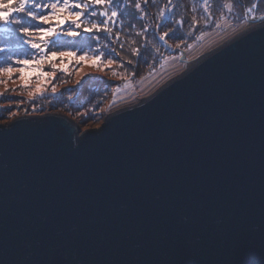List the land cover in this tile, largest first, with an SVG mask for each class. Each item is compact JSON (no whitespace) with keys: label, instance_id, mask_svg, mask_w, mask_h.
Returning <instances> with one entry per match:
<instances>
[{"label":"water","instance_id":"obj_1","mask_svg":"<svg viewBox=\"0 0 264 264\" xmlns=\"http://www.w3.org/2000/svg\"><path fill=\"white\" fill-rule=\"evenodd\" d=\"M248 19L98 126L0 122V264H264V12Z\"/></svg>","mask_w":264,"mask_h":264},{"label":"trees","instance_id":"obj_2","mask_svg":"<svg viewBox=\"0 0 264 264\" xmlns=\"http://www.w3.org/2000/svg\"><path fill=\"white\" fill-rule=\"evenodd\" d=\"M2 2L6 3V0ZM76 2L86 5L82 9L73 10L84 13L81 17V29H74L81 34L75 38L61 35L53 42L55 48L89 50L104 57L121 58L120 61L129 66L128 72L137 77L155 67L163 54L170 52V48L180 50L181 45L185 46L203 30L211 28L219 14H226L234 21H241L264 12V0H110L118 12L119 19L118 22H111L106 20V15H101L104 11L107 14L106 2L101 5L94 4L92 0ZM19 15L25 27L29 17L21 12ZM12 21L6 29H0V47L5 49L0 52L2 66L16 58L35 53V50L24 42L28 37L19 32L22 25ZM93 24H99L102 30H94L92 33L83 31L84 27H92ZM165 33L170 34L165 36L168 47L160 39ZM103 81L108 83L107 87L115 83L112 79H96L91 81V87L86 86L91 106H94V102L99 101L105 92L94 88L95 85H102ZM82 94L80 92L74 100L66 102H61V97L57 96V102L54 101L52 106L64 107L61 108L63 110L76 108L78 103L83 102L80 99Z\"/></svg>","mask_w":264,"mask_h":264},{"label":"rangeland","instance_id":"obj_3","mask_svg":"<svg viewBox=\"0 0 264 264\" xmlns=\"http://www.w3.org/2000/svg\"><path fill=\"white\" fill-rule=\"evenodd\" d=\"M36 2L41 4L47 2L51 4L53 0H34V3ZM60 2H62V0H60ZM104 2H106V20L118 22V12L115 7L111 5L110 0H104ZM0 3L4 2L0 0ZM6 3H10L13 8L19 7V0H6ZM138 5L139 4H137V6ZM26 10H32L36 11L38 14H42L50 11V8L35 9L32 4H29L26 5ZM0 11H3V9H0ZM113 11L117 12V16L114 18L111 16ZM16 19L21 20V25L24 26L19 12H13L9 16L8 22L0 21V29H6L8 23ZM208 22L209 21L207 20L206 23L208 24ZM249 22L252 21H250L248 17L241 21H234L230 16L221 13L217 16L216 21L211 24V28L203 30L194 38V40L189 41L185 46L181 45L180 50L174 49V46L173 49L170 48V52L163 54L159 63L155 67L138 77L133 72V74L128 72L127 68L129 66L122 63L120 61L121 58H108L100 55L98 52L96 53L89 50L74 51L77 53L76 59H78L80 55H83L84 52H87L88 60L82 63L73 62L68 65V59L61 60L56 58L54 62L58 68L53 69L49 61H44L42 68L47 74V80H45L44 77L36 79L33 71L30 69L25 70L24 77L20 75V66L17 65L15 61L24 58L31 60L33 55H24V57L16 58L14 61L9 62L13 66V73L11 75L8 72L0 71V122L6 123L20 115L57 112L75 119L80 131L87 129L89 126H98L102 123L108 112L124 106L153 80L229 30ZM37 26L48 27V25L38 24V21L29 17L25 27ZM69 27L70 25L65 24L62 26L61 30L67 31ZM60 36L54 35L48 38L47 51H56L58 54L60 52L69 51L63 50L60 47L55 48L53 45V42H55ZM160 37H164V39H161L164 44L165 42L167 43L165 35H161ZM166 47H168V43ZM98 55L102 56V59L97 64L93 62V57ZM109 61H112V63H109ZM9 63L4 64L3 66L0 64V69L6 68ZM61 64L68 65V70L66 72L59 70ZM53 75L55 79L52 78ZM28 76H32V79H26ZM96 79H112L115 83L109 87H107L108 83L105 81H103L102 85H99V87L95 85V89L99 88L105 90V92L100 100L94 102V106H91V103H89L90 100H88L89 92L87 91L86 86L91 87V81ZM85 82L86 84L84 85ZM25 83L29 86L24 87L23 85ZM38 85L42 86L39 90L37 87ZM53 86L56 87L55 93L52 92ZM66 87L69 89H63ZM80 92L83 93L80 98L83 102L78 103L76 108L71 107V109L63 110L61 108L64 107L58 108V106H52V103H54L57 96L61 97V102H66V100H74L78 97ZM30 93L32 95H30ZM62 105L65 106V103ZM96 109L98 111H96Z\"/></svg>","mask_w":264,"mask_h":264},{"label":"snow or ice","instance_id":"obj_4","mask_svg":"<svg viewBox=\"0 0 264 264\" xmlns=\"http://www.w3.org/2000/svg\"><path fill=\"white\" fill-rule=\"evenodd\" d=\"M92 2L96 5H101L104 3V0H92ZM32 4L35 9H49L50 11L44 12L42 14H38L36 11L26 10V5ZM86 7V5H82L81 3L76 2V0H53L51 4L45 2L34 3V0H19V7L13 8L10 3H0V21L8 22L9 16L13 12H21L26 13L28 17H31L33 20L40 22L41 25H48V27L37 26V27H24L21 26L19 28V32L22 33L25 37H28L24 42L29 44L30 47L35 50L33 58L29 60L28 58L18 59L15 61L17 65H19V72L22 77L25 75V70L30 69L33 71L35 78L40 79L44 77L45 80L48 79L46 72L43 70L42 65L44 61H49L51 67L53 69H57L58 66L54 62L56 58L61 60L68 59V65L75 63H82L88 60L87 52H84L83 55H80L77 58V53L74 51H66L60 52L59 54L56 51H47L48 49V38L52 36H60L64 35L70 38L78 37L81 33L74 29H81V17L84 15L82 11H73V9H82ZM101 15H107L106 13H101ZM111 16L114 18L117 16V12L113 11ZM12 23L20 25L21 20L16 19L12 21ZM105 24L107 21L104 22ZM68 24L70 27L67 31H62L61 28L63 25ZM74 26V27H71ZM94 30L101 31L99 24H93L92 27H84L83 31L87 33H92ZM170 35L169 33H165V36ZM160 39H164V37H160ZM5 51L4 47H0V52ZM71 58V59H69ZM102 59V56L93 57L94 63H99ZM112 63V61H109ZM68 65L61 64L59 66V70L62 72H66L68 70ZM0 71L8 72L10 75L13 73V66L11 63L6 68L0 69ZM55 79L54 75L52 77ZM26 79H32V76L26 77ZM24 87H28L29 85L25 83ZM38 90L41 85H38ZM52 92H56V87H52ZM30 95H32L30 93Z\"/></svg>","mask_w":264,"mask_h":264}]
</instances>
